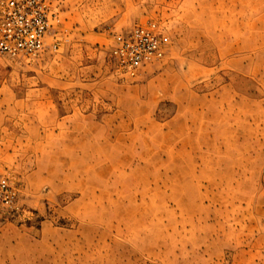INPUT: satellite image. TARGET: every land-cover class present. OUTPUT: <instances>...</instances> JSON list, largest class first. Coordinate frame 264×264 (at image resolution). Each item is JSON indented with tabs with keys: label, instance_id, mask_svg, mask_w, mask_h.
<instances>
[{
	"label": "rangeland",
	"instance_id": "obj_1",
	"mask_svg": "<svg viewBox=\"0 0 264 264\" xmlns=\"http://www.w3.org/2000/svg\"><path fill=\"white\" fill-rule=\"evenodd\" d=\"M55 1L57 52L0 55V264H264V0Z\"/></svg>",
	"mask_w": 264,
	"mask_h": 264
},
{
	"label": "built area",
	"instance_id": "obj_2",
	"mask_svg": "<svg viewBox=\"0 0 264 264\" xmlns=\"http://www.w3.org/2000/svg\"><path fill=\"white\" fill-rule=\"evenodd\" d=\"M55 0H0V55L32 59L57 52L61 39ZM167 37L156 23L139 25L114 36L115 55L122 73L135 77L146 65L159 61ZM17 189L0 174V210L13 209Z\"/></svg>",
	"mask_w": 264,
	"mask_h": 264
}]
</instances>
